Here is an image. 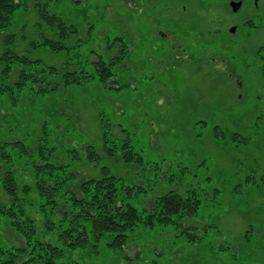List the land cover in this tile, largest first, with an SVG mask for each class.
Segmentation results:
<instances>
[{
	"label": "rangeland",
	"instance_id": "rangeland-1",
	"mask_svg": "<svg viewBox=\"0 0 264 264\" xmlns=\"http://www.w3.org/2000/svg\"><path fill=\"white\" fill-rule=\"evenodd\" d=\"M231 2L242 6L234 12ZM48 8L78 27L86 40L80 50L66 57L20 47L46 66L79 52L75 60L95 77L53 93L37 92V84L28 82L24 91L0 94V178L4 165L12 164L3 162L4 148L13 158L20 151L3 142L33 147L44 132L56 135L60 151L83 144L102 151L106 134L118 144V155L128 142L142 156L140 177L135 163L108 158L94 165L62 154V163L81 179L105 171L135 190L142 185L147 192L128 199L138 209L169 191L198 188L202 204L193 223L200 232L208 229L201 243H190L175 226H141L121 249L103 237L66 263L264 264V0H61ZM37 23L32 10H22L11 28L18 37L25 30L30 41ZM122 48L128 55L113 66L111 86H104L92 61H108ZM21 161L14 163L24 180L30 172L20 169ZM21 243L1 220L0 244Z\"/></svg>",
	"mask_w": 264,
	"mask_h": 264
},
{
	"label": "trees",
	"instance_id": "trees-1",
	"mask_svg": "<svg viewBox=\"0 0 264 264\" xmlns=\"http://www.w3.org/2000/svg\"><path fill=\"white\" fill-rule=\"evenodd\" d=\"M55 1L61 0H0V80L15 77L12 84H0V94L15 88L24 91L28 82L37 84V92L53 93L82 85L83 80L95 77L75 60L79 52L75 53V58H68L62 64L46 66L41 59L30 58L25 53L26 46L20 47L19 42L26 43L36 50L45 48L66 57L71 50H80L86 40L78 36L81 33L78 27L69 25L49 10V3ZM22 10H32L38 20L37 30L31 32L34 39L30 41L25 30L20 31L22 35L18 37L11 28L15 13ZM74 34L78 38H73ZM115 46L116 42L107 45L110 51ZM127 55L128 50L122 48L108 61L102 58L92 61L98 72V81L111 86L115 75L113 66L124 61ZM89 63V60L85 61V64ZM42 126L44 128L45 123ZM54 136L50 138L43 132L33 142V147L23 140L2 144V147L16 145L20 151L17 158H13L5 148L1 154L3 160L6 159L4 163L11 160L12 164L9 168L4 165L0 178L4 194V197L0 196V221H4L22 243L0 244V264H70L66 260L90 244L98 247L103 237L110 238L106 243L108 246L123 248L129 242L131 232L141 226L171 225L182 229L179 236L190 243L204 240L207 227L200 232L193 223L202 204L198 188H191L186 194L169 191L153 199L148 208L138 209L128 199L139 191L147 192L142 185L138 187L139 191L135 190L133 183L127 184L105 171L102 176L81 179L61 161V155L67 154L74 162L86 159L94 165L100 164L104 158L128 165L135 163L134 174L140 177L143 158L128 142L122 143L124 150L120 156L118 144H114L115 141L108 139L106 134L103 135L102 151L92 144L60 151ZM18 160L23 163L20 169L30 172L24 180L19 178V162L14 163Z\"/></svg>",
	"mask_w": 264,
	"mask_h": 264
},
{
	"label": "water",
	"instance_id": "water-1",
	"mask_svg": "<svg viewBox=\"0 0 264 264\" xmlns=\"http://www.w3.org/2000/svg\"><path fill=\"white\" fill-rule=\"evenodd\" d=\"M231 6L233 7L234 12L238 11L239 7L242 6L241 2H231ZM235 31V27L231 29V32Z\"/></svg>",
	"mask_w": 264,
	"mask_h": 264
}]
</instances>
